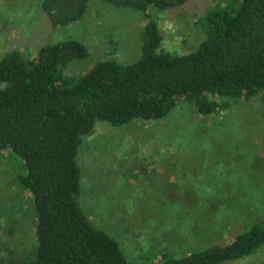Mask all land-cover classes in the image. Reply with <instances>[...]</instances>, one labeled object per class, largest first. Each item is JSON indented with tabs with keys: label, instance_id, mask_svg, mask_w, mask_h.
<instances>
[{
	"label": "rangeland",
	"instance_id": "rangeland-1",
	"mask_svg": "<svg viewBox=\"0 0 264 264\" xmlns=\"http://www.w3.org/2000/svg\"><path fill=\"white\" fill-rule=\"evenodd\" d=\"M225 1L149 7L161 49L175 55L193 51L203 39L205 16ZM41 2L0 0V58L11 50L29 58L65 40L89 51L86 60L70 65L73 73L98 61L125 65L139 56L142 13L88 0L79 21L53 28ZM221 102L227 106L209 116L183 102L160 120L97 122L83 137L79 202L91 222L119 243L129 264L230 243L264 221V105ZM21 165L0 150V264L20 259L35 240L30 195L17 185ZM226 264H264V248Z\"/></svg>",
	"mask_w": 264,
	"mask_h": 264
},
{
	"label": "trees",
	"instance_id": "trees-1",
	"mask_svg": "<svg viewBox=\"0 0 264 264\" xmlns=\"http://www.w3.org/2000/svg\"><path fill=\"white\" fill-rule=\"evenodd\" d=\"M143 15L140 54L129 64L104 60L70 72L89 56L76 40L40 47L29 57L11 50L0 58V150L21 160L18 187L30 195L34 244L12 264H129L119 243L97 228L79 202L83 137L97 122L112 126L155 121L183 102L203 116L225 100L264 105V0H226L205 16L203 39L189 53L161 49L147 13L190 0H100ZM88 0H42L51 27L79 21ZM76 66V65H75ZM74 66V67H75ZM73 67V66H72ZM264 248V221L182 256L161 254L149 264H226Z\"/></svg>",
	"mask_w": 264,
	"mask_h": 264
}]
</instances>
